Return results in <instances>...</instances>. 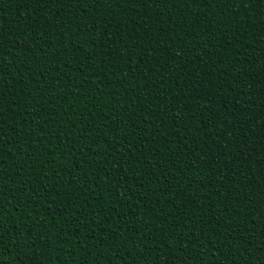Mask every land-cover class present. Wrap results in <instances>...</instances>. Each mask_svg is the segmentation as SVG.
I'll use <instances>...</instances> for the list:
<instances>
[{
	"label": "trees",
	"instance_id": "1",
	"mask_svg": "<svg viewBox=\"0 0 264 264\" xmlns=\"http://www.w3.org/2000/svg\"><path fill=\"white\" fill-rule=\"evenodd\" d=\"M0 264H264V0H0Z\"/></svg>",
	"mask_w": 264,
	"mask_h": 264
}]
</instances>
